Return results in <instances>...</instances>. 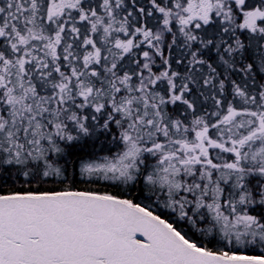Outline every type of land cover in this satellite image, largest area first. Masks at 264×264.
<instances>
[{"label": "snow or ice", "instance_id": "1", "mask_svg": "<svg viewBox=\"0 0 264 264\" xmlns=\"http://www.w3.org/2000/svg\"><path fill=\"white\" fill-rule=\"evenodd\" d=\"M0 264H264V0H0Z\"/></svg>", "mask_w": 264, "mask_h": 264}]
</instances>
